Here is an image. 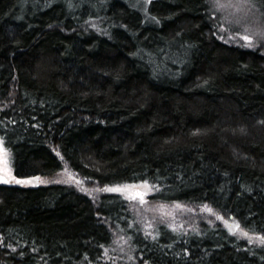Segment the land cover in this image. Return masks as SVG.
<instances>
[{
	"label": "trees",
	"instance_id": "obj_1",
	"mask_svg": "<svg viewBox=\"0 0 264 264\" xmlns=\"http://www.w3.org/2000/svg\"><path fill=\"white\" fill-rule=\"evenodd\" d=\"M209 0H0V143L14 175L64 167L102 186L156 187L264 235V52L221 38ZM264 264L204 219L135 223L125 195L0 183V264Z\"/></svg>",
	"mask_w": 264,
	"mask_h": 264
},
{
	"label": "rangeland",
	"instance_id": "obj_2",
	"mask_svg": "<svg viewBox=\"0 0 264 264\" xmlns=\"http://www.w3.org/2000/svg\"><path fill=\"white\" fill-rule=\"evenodd\" d=\"M213 15L218 16L217 21L223 24L218 27V34L223 39L248 46L249 42L243 39L244 35L253 37L251 43L253 48L262 49L264 52V0H220V3L227 5L225 8L215 6V0H209ZM249 47V46H248ZM74 177V179H72ZM15 178V179H13ZM16 179L31 180V183H16ZM42 181V182H41ZM0 183H13L17 185H34L65 183L74 186L78 190L90 195L93 198H99L107 189L114 188L102 186L83 179L78 174L71 171L68 167L58 174L46 177H40L37 181L35 178H19L14 175L12 153L0 143ZM130 186L126 191L121 192L128 200L129 208L134 216V223L144 232L152 234L156 231L159 224L189 230L195 227L199 220L204 219L210 224H221L229 232L237 237L247 241L251 245H264L262 237L264 235L252 233L244 229L238 220L232 216L222 214L218 210L208 206L212 211L205 208L186 204L182 202L162 203L155 202L150 197L156 191V187L147 183L128 184L115 187L124 188ZM138 192L146 193L144 202L141 203L139 198L135 197ZM223 217V219H221ZM239 223L242 231L237 230L236 224ZM247 232L248 235H243ZM106 261L116 262V264H134L136 261L135 254L127 239L121 234L114 231V237L109 248L106 250Z\"/></svg>",
	"mask_w": 264,
	"mask_h": 264
},
{
	"label": "snow or ice",
	"instance_id": "obj_3",
	"mask_svg": "<svg viewBox=\"0 0 264 264\" xmlns=\"http://www.w3.org/2000/svg\"><path fill=\"white\" fill-rule=\"evenodd\" d=\"M215 6H216V7H219V8L222 9V8H225L227 5L220 3V0H215ZM221 38H223V37H221ZM243 39H244L245 41H248V42H249V44H248L249 47L253 46L252 43H251L253 37H251V36H249V35H244V36H243ZM13 179H15V178H13ZM35 179H36L37 181L40 180L39 177H36ZM72 179H74V177H72ZM41 182H42V181H41ZM16 183H21V184H24V183H31V180L16 179ZM142 183L145 184V185H147V181H143ZM128 187H130V186H125L124 188H121V187H114V188H109V189H107V190H108V191H115V192H124V191L127 190ZM144 195H146V193L138 192V193L136 194V196H135V197H132V198H139L140 201H141V203H143V202H144V199H143V198H144ZM205 208H206L207 211H209V212L212 211V209H211V208H208L207 205H205ZM221 219H223V217H221ZM236 228H237V230L242 231V229L240 228L239 223L236 224ZM243 235L247 236L248 233H247V232H243ZM262 240H264V237H262Z\"/></svg>",
	"mask_w": 264,
	"mask_h": 264
}]
</instances>
